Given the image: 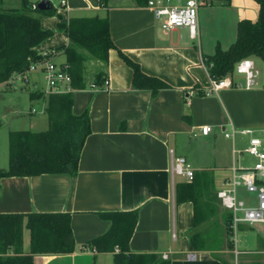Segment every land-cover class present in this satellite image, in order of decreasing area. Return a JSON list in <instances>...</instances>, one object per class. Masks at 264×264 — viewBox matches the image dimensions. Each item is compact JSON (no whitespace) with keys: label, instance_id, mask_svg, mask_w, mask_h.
Here are the masks:
<instances>
[{"label":"crops","instance_id":"1","mask_svg":"<svg viewBox=\"0 0 264 264\" xmlns=\"http://www.w3.org/2000/svg\"><path fill=\"white\" fill-rule=\"evenodd\" d=\"M39 1L42 0H30L32 5ZM49 1L58 24L73 18L108 17L115 48L110 51L108 64L94 60L86 63L87 88L73 93V113L88 112L91 126L77 175L6 177L0 181V214L71 216L75 252L36 255L34 264H115L113 253H95L85 248L112 227L101 214L115 212L138 215L130 241L132 254L159 255L165 261L171 260V264H234L219 254L229 252L234 255L231 259H236L235 247L226 246L232 243L231 235L224 236V245H211L214 248L209 247L210 251L192 249L194 205L176 203V185L185 180L172 176L170 150L175 157L185 158L195 173L211 171L217 191L232 178L234 166L247 169L242 163V157L248 155L244 153L246 148L238 149L237 144L246 142L248 146L250 137L237 134L234 140L227 139L222 127L264 131V59L249 58L259 72L253 87L247 88L244 78L234 76L233 88L210 95L207 90L212 81L206 65L217 49L228 51L236 43L241 21L257 22L258 2L206 0L199 10V39H193L185 28L162 32L153 11L147 4L141 6L139 0H107L105 6L100 0H55L57 6ZM171 2L183 4L185 0ZM13 3L20 5L15 7ZM20 9L21 0H0V10ZM44 23L46 30H56L52 19L46 18ZM41 25L43 28L42 21ZM64 34L54 33L37 47L38 53L55 52L54 62L65 64V54L56 51L70 43ZM121 53L137 63L145 75L159 79L164 87L156 93L135 89L133 70ZM101 72L107 75L106 87L96 84ZM39 87L31 81L26 89L30 93L46 90ZM205 126L213 128L209 136L201 133ZM5 164L2 162L0 169L7 168ZM219 223L225 228L224 218ZM256 225H241L239 230L247 236ZM29 246L30 236L25 231V252ZM236 250L238 264H250L256 260L251 256L258 254L264 259V235L257 234L253 247L239 249L237 245Z\"/></svg>","mask_w":264,"mask_h":264},{"label":"trees","instance_id":"2","mask_svg":"<svg viewBox=\"0 0 264 264\" xmlns=\"http://www.w3.org/2000/svg\"><path fill=\"white\" fill-rule=\"evenodd\" d=\"M260 6L257 22L241 21L237 41L228 51L217 49L207 61V70L213 81L234 74L236 65L250 57L264 59V0H256ZM141 6L148 0H139ZM102 6L107 0H100ZM37 5V4H35ZM52 5V4H51ZM30 0H21L20 10H0V85L7 83L14 74H25L30 67L46 57L37 47L52 37L44 30L40 15H55L50 11L33 9ZM59 29L69 38V45L57 52L66 56V64L72 78V92L46 96L32 92V102L44 100L49 128L43 132L12 131L9 133L8 167L0 169V181L6 177H35L63 174L75 177L82 150L91 133L88 112L73 113L74 95L87 88L85 65L90 60L108 64L109 54L115 48L111 38L109 18H73L59 23ZM123 60L133 70V87L150 89L154 93L164 87L156 78L145 75L139 65L121 53ZM108 81L103 72L97 74L96 84L104 86ZM176 203L191 202L194 205V229L191 245L194 251H210L207 228L218 216L217 188L211 171L196 172L192 182H183L175 188ZM220 204V203H219ZM220 206V205H219ZM224 212V235L230 236L232 214ZM102 218L112 223L103 236L93 239L85 248L95 253H113L115 264H171L159 255L132 254L130 241L138 223L136 212L103 213ZM30 236L29 251H24V232ZM220 234L215 237L219 241ZM233 249V245H230ZM76 250L71 228V216L62 213L0 214V264H34L36 255H66ZM250 264H264L256 259Z\"/></svg>","mask_w":264,"mask_h":264},{"label":"built area","instance_id":"3","mask_svg":"<svg viewBox=\"0 0 264 264\" xmlns=\"http://www.w3.org/2000/svg\"><path fill=\"white\" fill-rule=\"evenodd\" d=\"M65 5V1L62 2ZM206 4V0H185L183 4H172L171 0H149L147 7L151 9L158 21L162 32L169 33L179 28L188 29L193 39H199V10ZM37 9V5L33 6ZM56 53L44 55L46 59L33 64L25 74H14L12 78L4 83L6 87L21 86L28 87L31 84L30 74L40 72L46 82V96L52 94H68L72 92V78L69 74L68 65L56 64L53 56ZM259 72L251 59H245L236 65L233 75L219 81H212L207 94L218 93L226 88H233L234 76H242L245 79V86L251 88L256 83ZM106 81L104 87H106ZM97 88L96 85L92 86ZM32 115L37 114V110L31 111ZM213 131L211 126L201 128L204 136H209ZM222 133L227 139L234 140L237 134L250 137L249 145L244 149V153L254 157L257 161L253 168L240 169L236 166L232 169V178L224 181L223 186L217 191L218 201L223 210L232 214L230 229L231 241L235 247L236 263L239 252L237 246V232L241 225L264 224V131L258 133L253 130L238 131L234 127L230 130L222 127ZM172 161V176L182 177L185 182H192L195 171L183 157H175L174 151L170 150ZM243 186L249 193L257 195V207H249L245 201L239 199V188ZM89 249V248H86ZM90 250V249H89ZM264 255V252H263ZM167 258V256H165Z\"/></svg>","mask_w":264,"mask_h":264},{"label":"rangeland","instance_id":"4","mask_svg":"<svg viewBox=\"0 0 264 264\" xmlns=\"http://www.w3.org/2000/svg\"><path fill=\"white\" fill-rule=\"evenodd\" d=\"M19 1V0H18ZM15 2V1H14ZM41 2V1H39ZM55 6H57V2L55 0L52 1ZM39 4V3H38ZM20 3H13V6L19 7ZM206 5V4H204ZM40 15L41 21L43 22V29L46 30L45 23L46 18L52 19L55 22L56 30H50L57 35H65L63 31L59 29V24L57 22V15ZM52 35V36H53ZM51 38V37H50ZM95 61V60H94ZM91 65L88 66V72L90 73ZM31 81L36 82L38 85H40L39 89H46V82L43 79V75L40 72H35L31 76ZM240 78H244L242 76H238ZM33 79V80H32ZM27 87L21 86L20 84H17L15 86H8L6 87L5 84L0 85V166H2V162H6L8 164V148H9V133L11 131H33V132H43L48 130V121H46L47 116L45 113V101L41 100L40 103L34 104L30 100V91L26 89ZM39 102V101H35ZM36 109L37 114L32 115L31 111ZM44 110V113H43ZM45 122V124H43ZM44 125V127H42ZM43 128V129H42ZM240 138V136L238 137ZM248 143H242L237 144L238 149H243L247 147ZM256 159L249 155H244L242 157V163L247 168H253ZM4 165V167L6 166ZM6 168V167H5ZM219 188V187H218ZM221 188V187H220ZM239 199L245 201L247 206L249 207H257L258 200L257 195L255 193H249L245 190L243 186L239 188ZM218 205V216L215 220H212L210 224L208 225V239L210 240L209 246L213 244H220L221 242L224 245V235L223 232L225 231L224 225L219 222H221L224 218V210L221 207V205L217 202ZM220 205V206H219ZM207 225V224H205ZM205 225L203 227L201 226L200 229H205ZM243 230H238L237 232V245L239 249L244 247H253L255 245V239L257 237V234L264 235V224L256 225L253 227V229H249L248 233L245 234L242 232ZM219 232L220 237L219 241L216 240L217 233ZM26 233H28L26 231ZM232 240V239H231ZM231 243V242H230ZM230 243H226L227 248L230 247ZM233 245V244H232ZM210 248H214L211 246ZM258 248V247H257ZM229 251H232L230 250ZM219 253V252H218ZM220 255L224 256L227 260L230 261L233 260L234 264L236 263L235 257L233 259L232 256H234L231 253H219ZM251 257H255V259L263 258L262 254L253 255ZM235 260V261H234Z\"/></svg>","mask_w":264,"mask_h":264},{"label":"water","instance_id":"5","mask_svg":"<svg viewBox=\"0 0 264 264\" xmlns=\"http://www.w3.org/2000/svg\"><path fill=\"white\" fill-rule=\"evenodd\" d=\"M38 9L41 12H45V11H50L52 9V5L51 2L49 0H42L39 4H38Z\"/></svg>","mask_w":264,"mask_h":264}]
</instances>
